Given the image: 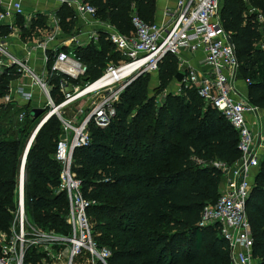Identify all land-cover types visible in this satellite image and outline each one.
Listing matches in <instances>:
<instances>
[{
  "label": "trees",
  "instance_id": "trees-1",
  "mask_svg": "<svg viewBox=\"0 0 264 264\" xmlns=\"http://www.w3.org/2000/svg\"><path fill=\"white\" fill-rule=\"evenodd\" d=\"M83 1L96 9L97 18L125 35L134 33V15L155 22L157 0ZM56 13L62 31L72 34L77 25L74 10L62 4ZM220 20L239 63L237 78L249 81L247 100L264 111V0H221ZM46 29L45 15L37 14L28 23L21 15L11 26L0 22V40L17 30L21 41H31ZM74 48L86 71L69 82L80 87L121 59L104 33ZM51 64L52 59L48 68ZM178 72L177 57L167 54L157 69L160 102L149 95L151 73L138 76L115 102L109 124L101 128L90 122L89 144L73 151L71 170L83 197L93 202L87 212L95 240L110 251L107 264H232L220 225L201 226L200 220L222 189L223 169L215 164L237 162L239 136L194 88L179 82L177 91H168ZM18 75L14 66L0 74V233L6 234L17 208L22 159L43 116H32L31 104L4 101ZM61 77H48L56 104L63 100ZM76 108L66 107L65 116L71 117ZM61 134L55 115L36 132L25 159L24 205L32 224L65 235L68 200L57 191L62 165L54 158ZM255 169L245 212L254 264H264V146Z\"/></svg>",
  "mask_w": 264,
  "mask_h": 264
},
{
  "label": "built area",
  "instance_id": "built-area-1",
  "mask_svg": "<svg viewBox=\"0 0 264 264\" xmlns=\"http://www.w3.org/2000/svg\"><path fill=\"white\" fill-rule=\"evenodd\" d=\"M55 3L48 12L27 14L24 0H0V22L13 25L17 16H25L30 22L37 14L46 16V31L31 41H22L24 57L8 49L7 40L18 37L12 32L0 40V74L6 67L14 66L18 77L13 80L5 102H17L19 106L31 104L42 107L43 116L34 130L52 115L61 122L62 134L56 146L54 158L61 163L58 192H64L68 200L67 234L40 229L29 222L24 205V178L19 174L17 208L9 233H0V264H107L110 251L100 246L94 237L87 212L92 201L83 197L80 181L71 170L73 151L89 144L88 125L106 127L115 115L114 104L124 89L138 76L157 71L159 62L167 55L177 57L181 83L194 88L198 96L219 110L239 136L240 156L232 166L215 164L223 169L227 185L221 189L217 201L207 205L200 220L201 226L218 223L228 242L232 264H254L251 255L252 236L246 217L245 203L251 189L250 176L260 159L261 122L259 108L249 103L235 87L239 63L230 35L221 20V0H160L165 2L161 22L146 23L137 15L132 16L134 33L125 35L114 26L96 16V9L83 0H47ZM62 4L70 6L77 18L72 34H65L56 13ZM262 19V18H261ZM104 33L121 55L117 64H109L103 74L83 87L69 80L80 78L86 71L75 55V45H85ZM42 53L44 71H37L29 62L31 52ZM201 54L203 68L198 69L191 59ZM51 55V56H50ZM52 64L48 68V62ZM60 74V92L63 100L56 104L51 96L48 77ZM248 84V79L245 80ZM36 87L44 98L43 104L33 105ZM72 116L66 117V107L76 105ZM24 112L19 114L21 120ZM249 116L256 117L257 130L249 123ZM34 139V138H33ZM223 179V180H224Z\"/></svg>",
  "mask_w": 264,
  "mask_h": 264
},
{
  "label": "crops",
  "instance_id": "crops-1",
  "mask_svg": "<svg viewBox=\"0 0 264 264\" xmlns=\"http://www.w3.org/2000/svg\"><path fill=\"white\" fill-rule=\"evenodd\" d=\"M168 4H173V0H171ZM24 5V10L27 14L29 13H34V12H48L51 11L55 7V3L52 1H47V0H24L23 2ZM164 1L157 0L156 3V9L154 13V21L155 22H161L162 19L164 18L163 15V8L165 6ZM11 43H8V49L13 52L15 55L19 57H24L25 56V51L22 49L23 47V42L21 41L20 38L18 37H10L9 38ZM13 47V48H12ZM42 53L39 50H33L28 57L30 64L37 70V71H44V65L41 60ZM202 58L201 54H197L194 58L191 59L192 65H194L196 68L201 69L203 68V64L199 59ZM235 87L239 91V93L246 97L247 96V90H248V84L246 83L245 79L242 78H237L235 81ZM33 94H34V102H32L33 105H38L41 101V94L39 93L38 89L36 87L32 88ZM259 120L261 122V145H260V152L262 153L263 151V146H264V134H263V117H264V111L259 110L258 113ZM256 117L254 116H249V123L253 130H257V124H256ZM256 169H253L251 172L250 178L253 177L255 174ZM227 185V180L224 179L222 182V188H224Z\"/></svg>",
  "mask_w": 264,
  "mask_h": 264
},
{
  "label": "rangeland",
  "instance_id": "rangeland-1",
  "mask_svg": "<svg viewBox=\"0 0 264 264\" xmlns=\"http://www.w3.org/2000/svg\"><path fill=\"white\" fill-rule=\"evenodd\" d=\"M7 40V43H10V44H12L11 43V41H10V39L8 38V39H6ZM13 45V44H12ZM13 48V47H12ZM148 82H149V95L151 96H155L156 97V99H157V101H158V103L160 102V100H161V97H162V93L161 92H157V91H155L156 90V88L158 87V85H159V82H158V78H157V71L156 72H154V73H151L149 76H148ZM178 85H179V82L177 81V80H173V82L171 83V85H170V87H169V89H168V91H177L178 90ZM43 101H44V98L42 97L41 98V101H40V105H42L43 104ZM79 104H76V106H78ZM30 222V221H29ZM34 225V224H33ZM35 226V225H34ZM37 227V226H36ZM39 228V227H38ZM40 229H42V228H40ZM43 230V229H42Z\"/></svg>",
  "mask_w": 264,
  "mask_h": 264
},
{
  "label": "water",
  "instance_id": "water-1",
  "mask_svg": "<svg viewBox=\"0 0 264 264\" xmlns=\"http://www.w3.org/2000/svg\"><path fill=\"white\" fill-rule=\"evenodd\" d=\"M228 41L230 44H233L232 43V40H231V37L228 38ZM182 78H183V73L181 72H178L175 76V79L181 83L182 81ZM27 105V104H26ZM44 112V109L42 107H34V108H31L30 110V114L34 117H37L39 115H41L42 113ZM35 136V135H34ZM34 137L30 138L28 144H27V147H26V150H25V153H24V156H23V159H22V164H21V168H20V173H22L23 177H25V159H26V154H27V151L31 145V142L33 140ZM259 140H261V138L259 137Z\"/></svg>",
  "mask_w": 264,
  "mask_h": 264
}]
</instances>
